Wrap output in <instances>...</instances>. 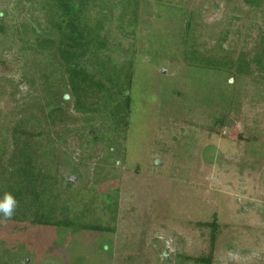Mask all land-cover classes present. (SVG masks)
<instances>
[{
  "label": "rangeland",
  "instance_id": "1",
  "mask_svg": "<svg viewBox=\"0 0 264 264\" xmlns=\"http://www.w3.org/2000/svg\"><path fill=\"white\" fill-rule=\"evenodd\" d=\"M32 1L0 0V117L48 84L67 100L50 133L52 201L113 231L40 226L16 209L0 218V264H264V0H90L99 56L131 78L118 123L75 110L62 67L33 49L48 23ZM81 62L107 83L94 58Z\"/></svg>",
  "mask_w": 264,
  "mask_h": 264
},
{
  "label": "trees",
  "instance_id": "2",
  "mask_svg": "<svg viewBox=\"0 0 264 264\" xmlns=\"http://www.w3.org/2000/svg\"><path fill=\"white\" fill-rule=\"evenodd\" d=\"M38 1L48 23L44 36L54 34L52 38H35L33 49L45 50L49 65L57 72L62 67L67 77V87L74 97L75 110L84 114L102 110L106 113L104 115L108 123L122 122L130 103L129 96L125 94L131 84L130 74L126 71L123 80L119 82L120 70H117L119 74L114 78L106 67V59L102 60L99 56L101 49L106 47V41L101 37L98 24L90 26L86 22L84 10L88 8L90 0ZM2 33L4 28L0 25V35ZM261 55L264 57V48ZM88 56L96 61L99 74L106 80V84L84 68L81 61ZM258 59L260 62L261 59ZM51 88L48 84L42 98L25 104L17 113L8 112L4 118H11L9 123L1 125L0 122V197L12 193L17 200L16 209L19 212L22 210L23 216L32 218L36 225L61 229L79 225V228L85 230L112 232L113 229L109 227L89 225L82 218L76 219L70 205L67 210L66 206L56 205L52 201L53 197L58 196L54 195L56 192L52 185L57 180V167L54 169L52 164L58 163L56 156L61 142L55 141L50 133L53 132L57 137L52 127L64 124L68 117L64 112L67 105L64 102L67 100L59 98L60 93ZM117 94L123 96L122 101L114 99ZM18 113L21 117H17ZM48 192L53 195L48 196ZM57 209L65 212L66 218H56L54 215ZM13 217L16 219L17 215ZM0 218L7 219L2 214ZM208 225L214 233L215 223L203 224ZM209 260L210 256L200 261L210 264Z\"/></svg>",
  "mask_w": 264,
  "mask_h": 264
},
{
  "label": "clouds",
  "instance_id": "3",
  "mask_svg": "<svg viewBox=\"0 0 264 264\" xmlns=\"http://www.w3.org/2000/svg\"><path fill=\"white\" fill-rule=\"evenodd\" d=\"M17 208V200L12 193H5L0 197V214L10 219Z\"/></svg>",
  "mask_w": 264,
  "mask_h": 264
},
{
  "label": "water",
  "instance_id": "4",
  "mask_svg": "<svg viewBox=\"0 0 264 264\" xmlns=\"http://www.w3.org/2000/svg\"><path fill=\"white\" fill-rule=\"evenodd\" d=\"M155 163H156V164H158V163H159V161H156Z\"/></svg>",
  "mask_w": 264,
  "mask_h": 264
}]
</instances>
